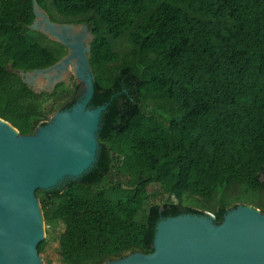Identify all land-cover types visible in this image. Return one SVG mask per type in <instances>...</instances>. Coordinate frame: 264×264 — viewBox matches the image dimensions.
Segmentation results:
<instances>
[{
    "label": "trees",
    "instance_id": "16d2710c",
    "mask_svg": "<svg viewBox=\"0 0 264 264\" xmlns=\"http://www.w3.org/2000/svg\"><path fill=\"white\" fill-rule=\"evenodd\" d=\"M37 2L54 24L89 28L91 107L107 105L94 169L37 192L46 225L64 226L63 264L152 254L161 219L264 213V0ZM35 21L33 0H0V119L21 135L82 95L74 76L51 93L24 82L69 53Z\"/></svg>",
    "mask_w": 264,
    "mask_h": 264
},
{
    "label": "water",
    "instance_id": "95a60500",
    "mask_svg": "<svg viewBox=\"0 0 264 264\" xmlns=\"http://www.w3.org/2000/svg\"><path fill=\"white\" fill-rule=\"evenodd\" d=\"M31 27L67 47L68 55L55 66L21 76H49L51 90L64 82L71 67L82 95L69 110L55 113L33 135H21L0 119V264H43L39 245L45 240V217L37 192L79 181L94 169L100 151L99 131L107 105L91 107L95 78L88 55L91 47L75 36L77 27L93 38L86 26L51 22L37 0ZM55 80V82H53ZM154 252L134 253L106 264H264V213L247 205L229 210L222 223L215 216L184 214L161 219Z\"/></svg>",
    "mask_w": 264,
    "mask_h": 264
},
{
    "label": "rangeland",
    "instance_id": "374dc122",
    "mask_svg": "<svg viewBox=\"0 0 264 264\" xmlns=\"http://www.w3.org/2000/svg\"><path fill=\"white\" fill-rule=\"evenodd\" d=\"M75 36L79 37V39L84 43L86 47L90 46V42L92 40L87 34L82 32V27H77ZM71 73L74 76V69L71 68ZM56 73H49V76H54ZM48 77H44L43 75H39L35 77V75L25 76V79H28L32 82L34 90L39 93L49 92L51 93V80ZM75 78V77H74ZM75 81L78 82L75 78ZM55 82V80H53ZM53 117V116H52ZM50 118V120L52 119ZM50 122V121H49ZM252 207V206H251ZM254 208V207H253ZM45 232V240L47 241V245L44 251L40 254L43 264H63L60 255H59V237L64 232L63 225H46L44 227Z\"/></svg>",
    "mask_w": 264,
    "mask_h": 264
},
{
    "label": "flooded vegetation",
    "instance_id": "af4514ba",
    "mask_svg": "<svg viewBox=\"0 0 264 264\" xmlns=\"http://www.w3.org/2000/svg\"><path fill=\"white\" fill-rule=\"evenodd\" d=\"M72 73H71V67H69L68 68V71H67V73H66V75H65V77H64V82H67V81H69L70 79H71V77H72ZM69 110V109H68Z\"/></svg>",
    "mask_w": 264,
    "mask_h": 264
}]
</instances>
